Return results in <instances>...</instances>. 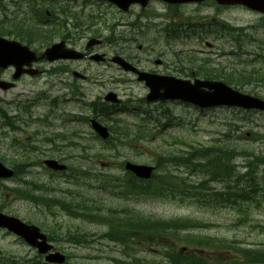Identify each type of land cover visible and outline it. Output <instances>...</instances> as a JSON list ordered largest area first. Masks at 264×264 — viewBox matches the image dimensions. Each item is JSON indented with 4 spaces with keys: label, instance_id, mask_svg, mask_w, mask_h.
<instances>
[{
    "label": "rangeland",
    "instance_id": "obj_1",
    "mask_svg": "<svg viewBox=\"0 0 264 264\" xmlns=\"http://www.w3.org/2000/svg\"><path fill=\"white\" fill-rule=\"evenodd\" d=\"M11 1L0 0V6L5 7L8 17L14 18L17 8L11 5ZM15 1L21 2V13L26 14L28 1ZM63 4L66 6L67 2ZM76 6L78 10V4ZM72 9L76 10L73 7ZM0 13L1 17L3 13L2 11ZM39 13L43 18L42 10ZM24 14L17 16L18 18L23 17L27 23H33L31 16ZM164 14L173 17L177 24L182 21L180 17L189 18L190 22H197L198 25L206 19L214 18V21H224L228 26L240 30L245 28L249 31L250 28H258L257 33L264 39V25L262 26L264 22L261 16L246 9L217 11L211 5L166 9L165 4L152 1L145 10L137 6L131 7L127 13H121L115 7L109 9L108 18L115 25L118 24L114 27L112 35L116 45L100 48L98 52H104L109 56L123 54L125 57L126 55L131 63L142 70H158L154 60H162L166 65L173 66L178 65L181 58L194 54L196 58H208L209 60L205 59L209 62L208 66L220 70L227 80L237 85L230 84L235 89L264 99V80H255L258 70L241 59H234L218 51L222 47L228 54L232 45L211 38L202 41L193 39L184 44L179 42L177 45L172 42L168 45L166 39H163L164 32L159 33L168 22ZM144 15L149 17L148 21L142 18ZM129 23H134L136 26H130ZM147 26L154 27L148 29ZM4 33L6 34L7 31ZM34 34L32 38L34 36L43 38L32 44L36 51L48 47L49 43L43 31ZM85 35L87 36L88 33ZM50 36L58 38L60 34L55 30ZM125 36L131 37L133 41L121 47L120 39ZM6 37L14 39L13 35H6ZM240 41H243V38H240ZM206 44H214L215 48L209 50ZM139 46L142 47L141 50L138 49ZM183 52L181 57L180 54ZM174 53H176L175 59ZM72 66L78 67V64H72ZM82 67L81 70L86 69L84 65ZM179 67L188 69L185 64ZM255 67L259 68L258 64ZM51 71H56V68H51ZM88 71L89 74H93L89 76L90 82L105 83V86L78 82L66 75L49 76L47 73L38 78L23 77L16 82L12 90L0 91V107L4 109L8 117H15L13 124L19 129L12 132L6 127H0V157L6 165L14 166L28 162L34 165L27 170L25 175H19L16 180L0 182V206L2 207L0 210L25 222L32 221L35 225L40 223L52 235L55 247L61 249L66 255V264H138L137 259L142 264H153L150 261L152 259L155 262L164 261L165 252L180 250H182L180 253L185 255L211 256L220 251L219 244L199 245L197 243L198 239L204 240L207 237L223 239L234 246L264 250V177L257 180L258 187H256V193L252 195L254 204L252 206L250 204L249 207L248 205L238 207L228 203L210 205L194 202L188 206L187 202H181L178 198L177 201H170L158 199V197H146L139 193L130 194L125 191L126 199L116 200L114 193L120 192L123 187L115 185L117 191L109 189L100 191V197L104 200L101 198L96 200V202L99 201L100 209L91 212L92 217L88 219L89 221L76 220L59 210H54V212L46 208H37L16 197L12 189L20 186L23 181L37 182L43 186L44 183L48 185L52 181L55 186L66 187L57 188L63 191L72 189L69 185L66 186L69 184L67 179L75 178L76 181H81V178L77 180L78 173L57 176L45 170L40 164L42 160L48 158L59 160L69 168L72 166L74 172L78 171L79 166L84 171H90L91 177L109 176L115 182L112 183L117 184L121 174H124L120 169L121 163L130 161L155 166L164 154L182 152L192 144L207 146L227 141L234 146L239 155L264 157V113H245L233 109L199 111L180 102L147 104L141 101L146 95L143 85L137 82L123 83L128 80L132 81L133 77L123 73L122 70L114 66L102 68L99 65H91ZM187 74L197 73L190 70ZM0 76L7 80L10 74L5 72ZM108 91L118 94L124 103L117 112L111 115V119H104L101 123L106 127L113 126L114 121L119 124L124 121L135 125L137 110L145 109L151 112L152 122L149 128L154 136L156 134L155 138L123 144L117 146L115 150L107 151L105 145L94 136L89 120L96 118L93 104L97 100L101 103ZM130 101L133 106L127 107ZM128 131L132 136V131ZM11 142L25 145L23 149L14 151L10 146ZM82 147H85L84 152ZM234 163L236 166H241L243 158L237 157ZM165 169H158V172H155L157 175L160 174V180L165 183H172V178L176 176L185 178L188 182H196L200 178V175L188 177L183 173L182 168H173L169 164ZM163 172H168V178L164 177L166 174H161ZM259 176H261L260 172L256 177ZM96 180L98 179L93 178L90 181L93 188L99 187ZM219 182L221 184L214 183L211 187L214 192L223 194L222 184L224 183L222 180ZM94 192L98 190L95 189ZM200 201L203 200L200 199ZM122 209L127 210L126 214L121 213ZM111 213H115L116 218L128 220L130 226L127 228L130 232L133 222L147 217L166 221L188 218L199 227L179 230L174 238H163V243L159 241L151 244L141 242L140 245L132 244L133 240H131L130 246L139 248L134 249L135 252L125 251L121 244L101 238V235L107 232L106 221ZM200 224L208 227L203 228ZM79 232L86 234L85 241L78 242L74 239L76 233L81 234ZM133 235L139 238L141 231L135 230ZM187 235L192 238V242L186 243L183 240V237ZM158 249H161L163 254H158ZM36 255L35 250L21 240L0 231V264H2V259L9 262L14 261L15 264H25L29 260L40 263L35 258Z\"/></svg>",
    "mask_w": 264,
    "mask_h": 264
},
{
    "label": "trees",
    "instance_id": "obj_2",
    "mask_svg": "<svg viewBox=\"0 0 264 264\" xmlns=\"http://www.w3.org/2000/svg\"><path fill=\"white\" fill-rule=\"evenodd\" d=\"M27 26V27H25ZM4 31H7L6 35H13L14 38L23 41L26 44H31V35L34 34V29L25 25L24 23H13L11 20L0 21V35L3 36ZM31 34V35H30ZM199 74L203 77H211L213 75L212 71L200 70ZM111 132H118V137L126 139L129 141H138L139 139H145V136L133 134L130 135V132L127 129L120 128H110ZM115 147L114 145L109 146V148ZM83 152L85 147H82ZM239 156V153L236 149L229 143L222 144L220 146H193L189 152L179 153L176 155H163L159 160V164L164 161H168L171 166H180L188 167L192 172L206 173L210 175L211 179H226L229 182H237L238 180L242 181L243 178L246 179V186L248 188H254L256 181V170L257 166L264 165V159L253 158V160H246L245 166L246 172L243 176H238L236 173V166L233 165L232 161ZM242 156V155H240ZM243 157V156H242ZM204 161V162H202ZM74 172V170H72ZM166 178H168V172H165ZM264 176V170L261 172ZM85 181L87 178V183L90 186V181L92 180L91 174H86V171L82 170L78 166V179ZM96 178H101L100 176H93ZM107 178V177H106ZM127 184L123 186V189L118 194L121 198L126 197L127 194L124 193H139L146 197H155L158 199H179L181 202H187L191 204L194 203H209L210 205L228 203L230 205H236L238 207H243L245 205L254 204L252 202V194L256 191L245 192V188L239 187H230L226 186L225 194L214 193L208 185L204 182L199 183L198 185H190L188 181L182 177L176 176L174 178L168 179L172 183H165L163 180H160L159 176L153 175V178L150 182L144 183L136 180L131 175H128ZM162 179V178H161ZM99 184L98 189H111V182L107 183L106 180H96ZM124 182V181H122ZM142 184V185H141ZM146 184V185H145ZM129 185V186H128ZM145 185V186H143ZM237 186L242 187V184H237ZM97 189V188H94ZM85 196V195H82ZM203 200V201H200ZM43 203L46 202V199L42 198ZM190 201V202H189ZM100 207L98 202L94 199L84 200L81 198L78 200V217L82 216L85 219H90L92 213L88 211L99 210ZM122 212H125L123 210ZM128 220H122L116 218L115 213H111L107 222V232L101 235V238L117 242L123 246L125 251H134V249L139 247L130 246V241L132 244H140L141 242L153 243L159 241L163 243V238L175 237L177 231L183 229H191L194 227H199L198 224H194L191 219L181 220L179 218L174 220H157L152 218H142L140 221L133 222L130 229L127 228L130 225L127 222ZM201 227L207 228L205 224H200ZM135 230H140L141 235L139 238L133 235ZM129 236L132 238H129ZM85 235H78V242L85 241ZM183 240L186 243L192 242V238L189 236H184ZM197 243L199 245L208 244V245H217L220 251L216 254L205 256L204 254H189L185 255L179 251L165 252L164 261L152 262L153 264H264V250L247 248L242 246H234L230 242H227L223 239L207 237L204 240L198 239ZM141 245V244H140ZM163 247V246H162ZM159 254H163L162 250H158ZM225 254V255H224ZM232 254V255H231ZM219 258V259H218ZM138 264H142L139 259H137ZM32 264V263H29ZM39 264V263H33Z\"/></svg>",
    "mask_w": 264,
    "mask_h": 264
},
{
    "label": "water",
    "instance_id": "obj_3",
    "mask_svg": "<svg viewBox=\"0 0 264 264\" xmlns=\"http://www.w3.org/2000/svg\"><path fill=\"white\" fill-rule=\"evenodd\" d=\"M114 4L122 11H127L132 4H140L145 7L149 0H104ZM169 4H181L189 2H201L204 0H161ZM220 5H242L250 10L257 11L264 15V0H214ZM81 55L72 50H65L63 43L53 45L48 48L39 59H45L47 61H53L57 59H78ZM35 54L25 46L20 45L15 41H8L0 38V69H6L9 66L15 68L13 79H18L22 74L34 75V70H26L25 66H30L32 62L38 61ZM114 61L119 63L123 69L136 70L129 64L115 58ZM138 80L145 81V84L149 87L150 93L147 96V101L156 100H181L184 102L192 103L200 108L226 106V107H238L245 110H263L264 101L257 98L242 95L238 92L231 90L222 83L208 82V81H195L191 84L189 81H183L172 77H161L156 75H150L146 73H138ZM2 89H8L12 87L10 84L0 82ZM207 89V90H205ZM115 102L116 97L113 94H108L105 98ZM93 129L102 137L106 138L107 130L92 121ZM49 168L54 170L64 169L63 165H59L56 161L44 162ZM127 170L132 171L137 177L148 179L152 168L146 166L125 164ZM11 173L0 166V177H10ZM0 227H5L13 233L22 237L28 244L36 246L39 253L45 254L50 250V246L46 245L45 237L41 235L37 228L27 227L21 224L19 221L5 217L0 214ZM40 239L41 242L37 243ZM46 261L54 263H62L64 257L58 254L49 255L46 257Z\"/></svg>",
    "mask_w": 264,
    "mask_h": 264
},
{
    "label": "flooded vegetation",
    "instance_id": "obj_4",
    "mask_svg": "<svg viewBox=\"0 0 264 264\" xmlns=\"http://www.w3.org/2000/svg\"><path fill=\"white\" fill-rule=\"evenodd\" d=\"M66 2V0H60V5L56 6L57 8H53V13L54 15L56 13H61V12H65L67 11L65 7H63L62 5H64L63 3ZM74 1L68 0V3L71 5L73 4ZM67 3V4H68ZM75 4H77V1L74 2ZM86 0H78V19L77 16L75 18V20H73V24L68 22L67 24H65L66 26H54L55 29H50L52 31L55 30H59L61 32V38L59 39L62 40L67 47L69 48H73L75 50H78L79 52H82L84 54V60H78V61H58V62H54V63H45V62H40L38 64L35 65V68L39 71L40 74H44V73H48V74H52L55 71H51V68L55 67L57 68V66H61L64 64V69L65 70H69L70 68H72L71 73L73 72V70H76V68L78 69V74H82L81 76H78V80L82 81V82H87L88 77L86 76V73L88 72L86 69L85 70H81L82 67L80 66L81 62H86L87 66L86 68H89L88 66H90L92 63H94L93 61H90V56L92 54H97V51H95V48H86V44L88 42L89 39H101V43L100 45L96 46V48H99L101 46H107L110 45L109 44V40L111 39L110 35H107V33H105V27L107 28L108 26H114V23L111 22L112 20H110L108 18L109 15V7H107V9H104L103 7H101V9H104L101 13L104 15L102 17V20H107L106 22H100V21H96L94 18V14L96 11H98V6H103L104 3L98 1V0H88V4L86 5ZM70 14L72 13L73 9L70 7L69 8ZM87 13V17L86 15H83L84 13ZM50 14V13H48ZM76 15V14H75ZM63 16V15H62ZM84 19V20H83ZM121 24V23H119ZM128 25H134L129 23ZM97 26H101V28L104 29V33H98L97 34ZM105 26V27H104ZM85 33H88V35L86 36ZM129 38L125 36V39H123L124 42H129ZM84 43V46L82 48V44ZM78 46V47H77ZM139 49H141V47H139ZM103 60L101 61V63H97L99 64L101 67L103 68H109L111 64L110 62V58L106 55L103 54ZM77 64L78 63V67H70L72 64ZM69 65V67H68ZM47 66V68L45 69V67ZM44 67V68H43ZM160 72H162V74H165L164 72H168L169 70H171L173 68V66H168L166 64H164L163 62H160ZM75 68V69H73Z\"/></svg>",
    "mask_w": 264,
    "mask_h": 264
},
{
    "label": "bare ground",
    "instance_id": "obj_5",
    "mask_svg": "<svg viewBox=\"0 0 264 264\" xmlns=\"http://www.w3.org/2000/svg\"><path fill=\"white\" fill-rule=\"evenodd\" d=\"M225 255V254H224ZM232 255V254H231ZM219 259V258H218Z\"/></svg>",
    "mask_w": 264,
    "mask_h": 264
}]
</instances>
